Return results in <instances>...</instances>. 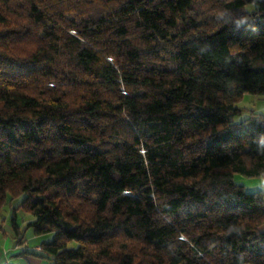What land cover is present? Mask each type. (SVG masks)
Instances as JSON below:
<instances>
[{
    "label": "trees",
    "instance_id": "16d2710c",
    "mask_svg": "<svg viewBox=\"0 0 264 264\" xmlns=\"http://www.w3.org/2000/svg\"><path fill=\"white\" fill-rule=\"evenodd\" d=\"M247 93L264 0H0V211L23 196L53 264H264Z\"/></svg>",
    "mask_w": 264,
    "mask_h": 264
},
{
    "label": "rangeland",
    "instance_id": "374dc122",
    "mask_svg": "<svg viewBox=\"0 0 264 264\" xmlns=\"http://www.w3.org/2000/svg\"><path fill=\"white\" fill-rule=\"evenodd\" d=\"M197 8H198L200 13L208 14L207 8L205 5H203V4L199 5V6H197ZM259 97H264V95H256V94L247 93L245 95V97L243 98V100H241L238 103L239 107H244V111L242 112L241 115L236 116L235 119L239 120L241 118H245V117L249 116L248 115L249 110H247V109L253 108V106H254L253 104L255 102H257ZM235 181L239 184H244V186L246 187L248 192H254V191L264 187V177L263 176L247 177V176H244L242 174L237 173L235 175ZM22 200H23V196L15 198L14 200H9L6 202V204L3 206V208L0 211V225L3 226L5 223L10 224L13 208L17 209V212H18L17 214H18L19 222L21 223V225L23 223L25 224L27 221L32 220L34 218L31 213L25 212L23 209H21L19 207ZM21 238L22 239L18 240V244H22L25 247L29 246L30 249H28V250H30V251L32 250L31 252H33V249H34L33 247L36 244H38L44 240H47V241L52 240L53 233H47V234L39 235V237H38V236H35L31 230H26L24 232V234H22ZM9 239H11V237H10V234L8 233V231L5 230V228H1L0 229V252L2 254H3L4 249L7 247ZM121 241H123V243H121L120 246L118 245V247L124 248L126 245L127 247H129V249H132V250L137 251V252L141 251V249L143 248V243L138 242V241H127L125 239H123ZM69 246L70 247H76L77 243L72 241V242H70ZM35 249L39 250L40 247L35 246ZM24 251H26V250L24 249ZM21 252L24 253L23 249L21 250ZM21 252H19L18 255L22 254ZM30 255L38 257L42 261H45V262H43V264H53L48 258H42V257H39V256L32 254V253ZM3 257H4V259H2V262L0 264H31L29 262L27 256H25V254L22 257H17V256H10V257L8 256L7 257L5 254H3Z\"/></svg>",
    "mask_w": 264,
    "mask_h": 264
},
{
    "label": "crops",
    "instance_id": "0c3cea01",
    "mask_svg": "<svg viewBox=\"0 0 264 264\" xmlns=\"http://www.w3.org/2000/svg\"><path fill=\"white\" fill-rule=\"evenodd\" d=\"M253 108L256 109L259 112H263L264 113V97H259V99L257 100V102H255L253 104ZM264 177V175H262ZM264 189V187H263ZM2 228H5V230L8 231V233L10 234L11 239H9L7 247L4 249L3 254H5L7 257L9 256H17V257H22L24 254L25 256H27L29 262L31 264H43V262L41 259H39L38 257L32 256L30 255V253L27 252V250L29 249V246L25 247L22 244H18V239L16 237V233L14 232L12 226L10 224L5 223ZM262 229H264V224L261 226ZM39 244H36L35 246H38ZM34 246V248H35ZM23 249V252H21V250ZM24 249L26 251H24ZM21 252L22 254L18 253ZM3 254L0 252V263L2 262V259H4Z\"/></svg>",
    "mask_w": 264,
    "mask_h": 264
}]
</instances>
